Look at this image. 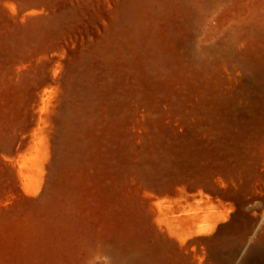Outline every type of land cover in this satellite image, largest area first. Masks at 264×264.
Wrapping results in <instances>:
<instances>
[{"label":"rangeland","instance_id":"obj_1","mask_svg":"<svg viewBox=\"0 0 264 264\" xmlns=\"http://www.w3.org/2000/svg\"><path fill=\"white\" fill-rule=\"evenodd\" d=\"M0 264H264V0H0Z\"/></svg>","mask_w":264,"mask_h":264},{"label":"bare ground","instance_id":"obj_2","mask_svg":"<svg viewBox=\"0 0 264 264\" xmlns=\"http://www.w3.org/2000/svg\"><path fill=\"white\" fill-rule=\"evenodd\" d=\"M250 14V13H249ZM253 15V14H252Z\"/></svg>","mask_w":264,"mask_h":264}]
</instances>
